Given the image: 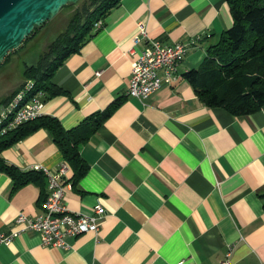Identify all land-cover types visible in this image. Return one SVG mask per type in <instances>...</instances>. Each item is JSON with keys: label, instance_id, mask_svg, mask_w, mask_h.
I'll list each match as a JSON object with an SVG mask.
<instances>
[{"label": "crops", "instance_id": "0c3cea01", "mask_svg": "<svg viewBox=\"0 0 264 264\" xmlns=\"http://www.w3.org/2000/svg\"><path fill=\"white\" fill-rule=\"evenodd\" d=\"M102 20L55 70L66 94L43 97V112L71 128L117 101L80 146L86 173L73 184L68 165L64 177L68 209L99 202L105 215L96 233L67 236L69 249L32 230L0 241V264H218L229 249L233 264L264 261V110L206 106L183 76L232 24L227 0H119ZM138 21L150 38L187 44L175 79L142 101L126 94ZM0 157L22 170L63 161L43 128ZM41 199L36 184L13 189L0 171V233L18 227V212H39Z\"/></svg>", "mask_w": 264, "mask_h": 264}, {"label": "trees", "instance_id": "16d2710c", "mask_svg": "<svg viewBox=\"0 0 264 264\" xmlns=\"http://www.w3.org/2000/svg\"><path fill=\"white\" fill-rule=\"evenodd\" d=\"M118 2L86 0L82 7L74 11L64 29L51 39L36 62L25 65L24 80L31 79L35 91L40 92L42 97L66 94L52 81L55 70L100 28L92 31L93 23L99 18L103 19ZM227 2L232 24L221 32L216 42L206 47V54L199 65L183 76L206 106L223 107L236 116L248 115L259 109L264 110V0ZM13 92L2 98L0 105ZM116 104L114 100L105 110L89 114L71 128L63 127L56 115L42 112L3 132L0 135V152L43 128L60 150L63 160L71 167L70 180L75 184L89 167L80 154V146L99 128ZM0 171L10 177L13 189L32 182L39 187L42 198L45 197L47 189L42 170H22L0 157Z\"/></svg>", "mask_w": 264, "mask_h": 264}, {"label": "built area", "instance_id": "2783aa9c", "mask_svg": "<svg viewBox=\"0 0 264 264\" xmlns=\"http://www.w3.org/2000/svg\"><path fill=\"white\" fill-rule=\"evenodd\" d=\"M102 18L93 23V28L102 25ZM131 72L126 86V94L144 100L157 90L164 82H172L176 77L177 66L187 50L182 41L165 43L147 36L143 22L138 21L132 35ZM141 45L136 51L134 46ZM42 94L35 91L31 79L24 80L14 90L6 102L0 106V135L8 129L29 120L43 112ZM47 177L46 195L41 201V210L35 214L18 212L14 218L17 228L0 233V241L10 243L20 232L35 231L43 245L69 249L67 236L93 231L97 232L100 219L105 209L99 202L92 205L89 211H72L63 201L64 177L68 169L66 161H61L56 168H40ZM230 251L218 264H233ZM258 264H264L260 261Z\"/></svg>", "mask_w": 264, "mask_h": 264}, {"label": "rangeland", "instance_id": "374dc122", "mask_svg": "<svg viewBox=\"0 0 264 264\" xmlns=\"http://www.w3.org/2000/svg\"><path fill=\"white\" fill-rule=\"evenodd\" d=\"M84 3L86 0H77L75 3L62 6L51 19L38 25L19 46L8 51L9 53L0 60V100L19 87L15 85L24 80L25 65L36 62L51 39L64 29L74 11L82 7Z\"/></svg>", "mask_w": 264, "mask_h": 264}, {"label": "water", "instance_id": "95a60500", "mask_svg": "<svg viewBox=\"0 0 264 264\" xmlns=\"http://www.w3.org/2000/svg\"><path fill=\"white\" fill-rule=\"evenodd\" d=\"M77 0H0V60L59 9Z\"/></svg>", "mask_w": 264, "mask_h": 264}]
</instances>
